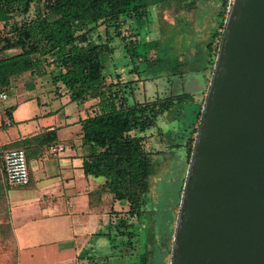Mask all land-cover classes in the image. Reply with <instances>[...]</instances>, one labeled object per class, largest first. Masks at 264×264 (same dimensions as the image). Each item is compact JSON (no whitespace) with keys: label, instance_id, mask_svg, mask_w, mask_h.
Returning <instances> with one entry per match:
<instances>
[{"label":"trees","instance_id":"1","mask_svg":"<svg viewBox=\"0 0 264 264\" xmlns=\"http://www.w3.org/2000/svg\"><path fill=\"white\" fill-rule=\"evenodd\" d=\"M185 1L180 0V4ZM197 1H188V7L193 9ZM227 2L223 0L221 23L207 44L211 68L223 37L219 28L226 18ZM34 7L36 13L29 17ZM150 21L149 4L144 0H0V27L8 28L6 32L0 31V91L23 73L42 75L48 66L54 65L61 70L53 77L54 82L67 88L71 101L97 100L99 109L82 121L87 148L84 170L87 175L106 177L105 184L91 192L92 196L97 193L110 197L114 216L106 235L115 250L122 252V245L132 251L140 249L137 264H152L143 226L149 212L153 156L161 150L150 148L148 133L155 127L163 133L160 118L180 115L186 103L196 102L195 120L182 129L181 135L172 134V147L183 149L189 164L206 100V88L200 100L187 91L139 100L136 89L142 80L140 76L124 79L118 72L116 79L109 80L111 73L106 71V61L115 55L120 44L125 45L134 62L135 58L141 60L139 24L147 25ZM11 50L16 52L8 53ZM151 60L155 63L161 58ZM178 62L171 72L174 76L183 74L181 70L175 71L183 63ZM141 72L139 65L130 69V74ZM209 81L206 77V87ZM51 134V139H55V132ZM178 138L183 140L177 141ZM118 201L126 203L127 209L115 210L114 203ZM135 239L141 246H136Z\"/></svg>","mask_w":264,"mask_h":264},{"label":"water","instance_id":"2","mask_svg":"<svg viewBox=\"0 0 264 264\" xmlns=\"http://www.w3.org/2000/svg\"><path fill=\"white\" fill-rule=\"evenodd\" d=\"M169 264H264V0H234Z\"/></svg>","mask_w":264,"mask_h":264},{"label":"crops","instance_id":"3","mask_svg":"<svg viewBox=\"0 0 264 264\" xmlns=\"http://www.w3.org/2000/svg\"><path fill=\"white\" fill-rule=\"evenodd\" d=\"M60 71L51 65L42 75L23 73L0 97V264H93L109 255L102 238L114 216L110 197L91 193L107 179L84 170L82 121L99 106L71 101L54 82ZM59 144L63 151L49 152ZM17 147L27 153L31 180L10 187L2 156ZM120 206L114 203L127 209Z\"/></svg>","mask_w":264,"mask_h":264},{"label":"rangeland","instance_id":"4","mask_svg":"<svg viewBox=\"0 0 264 264\" xmlns=\"http://www.w3.org/2000/svg\"><path fill=\"white\" fill-rule=\"evenodd\" d=\"M188 1L191 0L180 4V0H144L149 4L151 21L147 25L139 24L141 36L138 50L141 60L135 58L134 62L125 45L120 44L115 55L106 61V71L109 69L111 73L109 80L116 79L118 72L124 75V79H136L140 76L142 80L136 89L139 100L152 99L167 92L183 91L196 94L200 100L204 88L207 95L214 70L208 63L207 44L221 23L223 0H198L193 9L188 7ZM35 13L34 7L29 17H33ZM1 29L3 27H0V31ZM3 31H8V28ZM154 42L158 43L156 47L153 46ZM15 52L16 50H11L8 53ZM151 57L161 58V61L153 63ZM178 61L183 63L175 71L181 70L183 74L174 76L171 72ZM137 65L142 70L141 75L130 74V69ZM206 77L210 80L207 87ZM197 108L198 104L194 101L186 103L182 114L160 118L159 126L163 133L158 127L148 133L150 148L154 151L161 150L153 156L154 173L150 177L151 189L147 204L149 212L143 226L144 243L151 251L149 261L152 264L170 262L186 180L185 152L183 149L172 147L171 144L174 142L172 134L181 135L182 129L195 120ZM122 203L118 201L117 207L120 208ZM102 240L105 243V249L102 250L110 257L108 260L105 259L107 256L102 257L93 264H137L140 261L138 252L140 249L132 251L128 246L122 245L120 252L112 248L108 237H103ZM136 246L139 247L141 244L136 241ZM11 258L13 262V255Z\"/></svg>","mask_w":264,"mask_h":264},{"label":"built area","instance_id":"5","mask_svg":"<svg viewBox=\"0 0 264 264\" xmlns=\"http://www.w3.org/2000/svg\"><path fill=\"white\" fill-rule=\"evenodd\" d=\"M233 3L234 0H228L227 2L226 18L224 20L223 25L219 28V32L222 34H224L227 18L232 10ZM51 60H53V58H51ZM0 97L4 99L7 98V93L2 91L0 93ZM64 149L65 146L62 144L51 145L49 147V152L57 153L63 151ZM2 160H3V170L5 173L6 183L10 187L25 186L30 183L31 176L29 170L28 157L24 148L17 147L5 151L2 156Z\"/></svg>","mask_w":264,"mask_h":264}]
</instances>
